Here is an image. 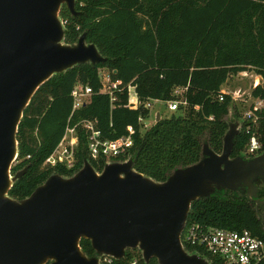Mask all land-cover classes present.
Returning <instances> with one entry per match:
<instances>
[{"label": "trees", "instance_id": "obj_1", "mask_svg": "<svg viewBox=\"0 0 264 264\" xmlns=\"http://www.w3.org/2000/svg\"><path fill=\"white\" fill-rule=\"evenodd\" d=\"M76 10L79 13L73 16L65 5L60 9L63 41L73 44L85 32L86 41L94 43L106 60L54 74L34 93L18 126V155L11 173L25 171L9 189L12 198L28 196L52 173L71 176L85 160L96 171L102 170L106 159L89 156L87 133L80 125L84 119L94 120L105 139L124 136L132 126V146L112 161L131 159L136 171L164 181L177 167L201 158L204 136L210 148L221 152L232 101L221 89L231 75L246 70L260 75L250 93L264 100V0H76ZM101 69L119 82L113 100L101 91ZM78 82L92 92L72 112L71 91ZM129 85L140 100L136 109L128 107ZM176 87L184 88L182 99L174 93ZM149 99L185 103L147 125L150 111L143 103ZM254 112L257 120L247 119L240 126L232 157L251 158L264 152V106ZM68 124L77 125L75 167H46L44 160ZM253 134L261 147L249 154L246 148ZM259 197H264V188L259 189ZM186 224L247 229L264 241V204L256 207L246 195L223 190L194 200ZM183 245L211 264H226L202 246ZM80 247L88 256L95 254L87 239L80 241ZM133 256L141 264H158L155 258L145 263L137 248L127 249L115 264H125Z\"/></svg>", "mask_w": 264, "mask_h": 264}, {"label": "water", "instance_id": "obj_2", "mask_svg": "<svg viewBox=\"0 0 264 264\" xmlns=\"http://www.w3.org/2000/svg\"><path fill=\"white\" fill-rule=\"evenodd\" d=\"M63 5L78 15L76 0H0V264H99L97 255L119 260L134 248L145 263L211 264L182 243L191 203L230 190L256 207L264 204V152L231 156L237 122L229 124L221 152L205 141L197 162L177 167L164 181L136 171L131 159L106 161L99 172L85 160L71 176L52 173L24 198L8 195L25 171L12 174L11 166L34 93L54 74L106 60L85 32L73 44L63 41ZM82 239L94 255L82 251Z\"/></svg>", "mask_w": 264, "mask_h": 264}, {"label": "built area", "instance_id": "obj_3", "mask_svg": "<svg viewBox=\"0 0 264 264\" xmlns=\"http://www.w3.org/2000/svg\"><path fill=\"white\" fill-rule=\"evenodd\" d=\"M101 91L108 93L110 99H114V90L117 88L118 81L112 80L108 73H101ZM134 87L128 86V107L136 109L140 105V100L134 91V95L130 94ZM184 88L176 87L174 93L176 95L182 94ZM91 87L82 83H76L71 91L72 96V112L81 107L91 95ZM220 100L223 96L219 97ZM159 99H149L143 103V107L149 111L153 104ZM165 102L169 111H175L179 103L185 101L172 99ZM264 106V100L256 99L253 102V107L245 115V120H257L255 114L256 109ZM155 121V115L152 116ZM146 121H149L146 120ZM145 121V122H146ZM150 122V121H149ZM80 125L87 133V149L89 156L97 158L103 156L106 161H111L115 157L124 153L132 146V135L134 129L128 126V133L120 136L117 139H105L101 136V131L97 128L96 122L90 119H84ZM77 125H67L65 132L52 150V152L44 160L46 167H56L63 165L68 169L74 168L76 164V149L78 146V135L76 130ZM261 147V144L255 134L250 136L246 151L249 154H256ZM182 243L199 245L209 255L219 257L226 264H264V241L258 236L254 235L247 229L243 230H229L223 228H207L201 227L197 224H186L181 235ZM99 264H115L118 260L111 255L101 254L97 255ZM125 264H141L140 259L136 256L131 257Z\"/></svg>", "mask_w": 264, "mask_h": 264}, {"label": "rangeland", "instance_id": "obj_4", "mask_svg": "<svg viewBox=\"0 0 264 264\" xmlns=\"http://www.w3.org/2000/svg\"><path fill=\"white\" fill-rule=\"evenodd\" d=\"M100 71L101 73H107L105 69H101ZM256 77L258 78V74H256L254 71H241L237 74L231 75L227 79V81L222 85L226 92L229 93L232 97V101L229 106V112L225 117L228 122L227 130L229 128L230 123L237 122L239 129L242 122L245 121V115L251 108V105L254 100L250 92L252 87L255 86L254 80L256 79ZM130 94L132 96L134 95L133 89H131ZM178 99H182L181 94L179 95ZM156 112H159L162 116L169 115L171 113V111L168 110L165 102L157 101L153 104V107L150 110V123L153 122L152 116ZM235 113L238 114V117L235 116ZM205 141L206 140L204 136L203 143ZM262 188H264V186L260 185L259 189Z\"/></svg>", "mask_w": 264, "mask_h": 264}, {"label": "crops", "instance_id": "obj_5", "mask_svg": "<svg viewBox=\"0 0 264 264\" xmlns=\"http://www.w3.org/2000/svg\"><path fill=\"white\" fill-rule=\"evenodd\" d=\"M261 81V76L260 75H258V78L256 77V79L254 80V85H256L257 83H259ZM221 91L223 92V93H227L226 92V90L223 88V86H222V89H221ZM256 99H254L253 100V102L255 101ZM159 112H156V113H154V115H155V119H156V116H157V114H158ZM160 114V113H159ZM150 115H151V113H150ZM146 123V122H145ZM149 124H150V122H149Z\"/></svg>", "mask_w": 264, "mask_h": 264}]
</instances>
